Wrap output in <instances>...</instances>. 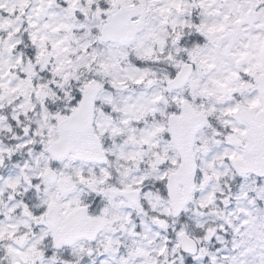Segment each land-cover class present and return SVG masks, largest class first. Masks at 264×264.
I'll list each match as a JSON object with an SVG mask.
<instances>
[{"label": "snow or ice", "instance_id": "obj_1", "mask_svg": "<svg viewBox=\"0 0 264 264\" xmlns=\"http://www.w3.org/2000/svg\"><path fill=\"white\" fill-rule=\"evenodd\" d=\"M0 264H264V0H0Z\"/></svg>", "mask_w": 264, "mask_h": 264}]
</instances>
